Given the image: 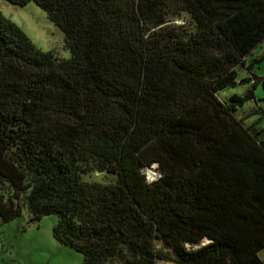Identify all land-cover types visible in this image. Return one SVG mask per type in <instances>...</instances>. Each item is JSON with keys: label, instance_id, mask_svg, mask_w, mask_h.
I'll list each match as a JSON object with an SVG mask.
<instances>
[{"label": "trees", "instance_id": "trees-1", "mask_svg": "<svg viewBox=\"0 0 264 264\" xmlns=\"http://www.w3.org/2000/svg\"><path fill=\"white\" fill-rule=\"evenodd\" d=\"M6 1L70 57L0 12V226L55 215L82 264H264V139L237 114L255 95L219 97L250 81L264 0Z\"/></svg>", "mask_w": 264, "mask_h": 264}, {"label": "rangeland", "instance_id": "rangeland-1", "mask_svg": "<svg viewBox=\"0 0 264 264\" xmlns=\"http://www.w3.org/2000/svg\"><path fill=\"white\" fill-rule=\"evenodd\" d=\"M0 12L16 24L41 51L53 52L60 59L70 57L64 44V35L48 18L46 13L34 2L20 7L6 0H0ZM174 22L188 21L186 14L171 16ZM264 56V41L247 56L245 65L238 66V79L250 81L237 85L220 93L222 100H228L232 94L242 95L252 89L255 99L238 108L237 114L246 125L253 126L264 139V58L253 63L252 71L248 65L253 60ZM252 75L260 78L254 85ZM149 181L156 176L151 170H144ZM86 180L107 183L113 178L104 174H91ZM57 223L55 215L45 216L38 224L28 223V214L23 210L21 215L9 223L0 226V264H82L80 253L63 246L53 238V228ZM157 246L164 251L169 249L163 243ZM264 260V252L261 254ZM159 264H174L159 262Z\"/></svg>", "mask_w": 264, "mask_h": 264}]
</instances>
